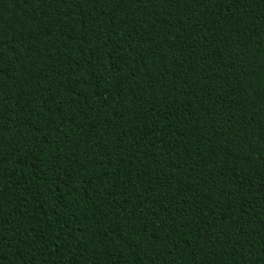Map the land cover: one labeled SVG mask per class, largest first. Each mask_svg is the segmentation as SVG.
<instances>
[{
  "label": "trees",
  "instance_id": "1",
  "mask_svg": "<svg viewBox=\"0 0 264 264\" xmlns=\"http://www.w3.org/2000/svg\"><path fill=\"white\" fill-rule=\"evenodd\" d=\"M0 264H264V0H0Z\"/></svg>",
  "mask_w": 264,
  "mask_h": 264
}]
</instances>
